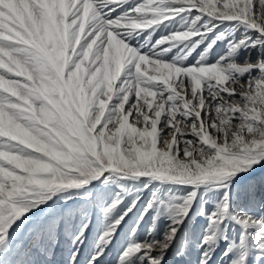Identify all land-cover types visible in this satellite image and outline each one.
Wrapping results in <instances>:
<instances>
[{
    "label": "snow or ice",
    "instance_id": "6c2138e0",
    "mask_svg": "<svg viewBox=\"0 0 264 264\" xmlns=\"http://www.w3.org/2000/svg\"><path fill=\"white\" fill-rule=\"evenodd\" d=\"M113 252L264 264V0H0V264Z\"/></svg>",
    "mask_w": 264,
    "mask_h": 264
},
{
    "label": "rangeland",
    "instance_id": "374dc122",
    "mask_svg": "<svg viewBox=\"0 0 264 264\" xmlns=\"http://www.w3.org/2000/svg\"><path fill=\"white\" fill-rule=\"evenodd\" d=\"M100 223H102V219L100 221ZM95 224H96V221H94V229H93V232L95 231ZM114 258H115V253H110L109 257L107 258V264H114Z\"/></svg>",
    "mask_w": 264,
    "mask_h": 264
}]
</instances>
